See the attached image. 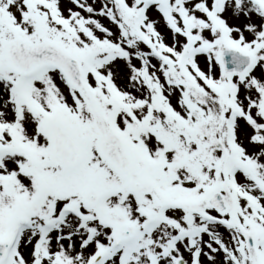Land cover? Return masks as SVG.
<instances>
[{"label": "snow or ice", "instance_id": "6c2138e0", "mask_svg": "<svg viewBox=\"0 0 264 264\" xmlns=\"http://www.w3.org/2000/svg\"><path fill=\"white\" fill-rule=\"evenodd\" d=\"M0 264H264V0H0Z\"/></svg>", "mask_w": 264, "mask_h": 264}]
</instances>
